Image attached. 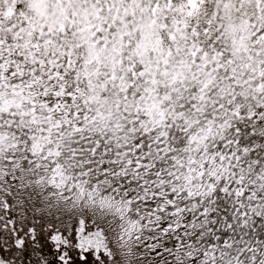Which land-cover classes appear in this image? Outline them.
<instances>
[{
	"label": "snow or ice",
	"instance_id": "6c2138e0",
	"mask_svg": "<svg viewBox=\"0 0 264 264\" xmlns=\"http://www.w3.org/2000/svg\"><path fill=\"white\" fill-rule=\"evenodd\" d=\"M40 231L57 264H264V0H0V264H52Z\"/></svg>",
	"mask_w": 264,
	"mask_h": 264
},
{
	"label": "rangeland",
	"instance_id": "374dc122",
	"mask_svg": "<svg viewBox=\"0 0 264 264\" xmlns=\"http://www.w3.org/2000/svg\"><path fill=\"white\" fill-rule=\"evenodd\" d=\"M222 213L225 215V210ZM227 214L229 215L230 212L227 211ZM42 223L44 224L45 229H47L49 223L54 224L56 228H59L60 231L64 233V235L69 236V239L73 243H75L76 229L79 227L78 222L76 220L68 219L67 217H61V219L58 221L49 220L47 223H44L43 221ZM85 228L86 231L94 230V228L87 221L85 224ZM69 233H71V235H69ZM50 234L51 233H49L48 231H40L38 235V244L42 253L45 254L50 261H52V264H57L56 257L58 256V253L56 252L53 246V242L49 239ZM33 246V244L29 243L25 255H27L33 261V264H35V261L38 259V256L32 254ZM65 250H67L69 256L72 257L71 264H84V262L79 259L80 251L78 249L71 248ZM87 257V264H97V261L95 260V257L92 253H87ZM101 259H104L103 255H101Z\"/></svg>",
	"mask_w": 264,
	"mask_h": 264
},
{
	"label": "trees",
	"instance_id": "16d2710c",
	"mask_svg": "<svg viewBox=\"0 0 264 264\" xmlns=\"http://www.w3.org/2000/svg\"><path fill=\"white\" fill-rule=\"evenodd\" d=\"M220 201H219V205H220V210L218 213H213V217H216V218H222L224 216V214L222 213L224 210H227L230 212L229 215H231V204L229 202V200L225 197V195L223 193L220 194ZM258 220V218H257ZM212 227L214 229H219L220 228V224H216V225H212ZM257 230H259V226L257 225ZM219 234V233H218Z\"/></svg>",
	"mask_w": 264,
	"mask_h": 264
},
{
	"label": "flooded vegetation",
	"instance_id": "af4514ba",
	"mask_svg": "<svg viewBox=\"0 0 264 264\" xmlns=\"http://www.w3.org/2000/svg\"><path fill=\"white\" fill-rule=\"evenodd\" d=\"M257 225H259V218H258V220H257Z\"/></svg>",
	"mask_w": 264,
	"mask_h": 264
}]
</instances>
